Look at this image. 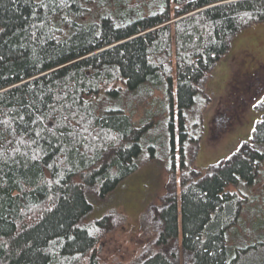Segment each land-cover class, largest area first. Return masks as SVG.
<instances>
[{"label": "trees", "instance_id": "trees-1", "mask_svg": "<svg viewBox=\"0 0 264 264\" xmlns=\"http://www.w3.org/2000/svg\"><path fill=\"white\" fill-rule=\"evenodd\" d=\"M93 4L107 9L83 19ZM260 23L264 0H0V264H80L87 255L84 264H102L94 229L105 218L82 223L92 193L104 197L130 177L147 143L125 96L162 87L181 116L229 37ZM118 92L120 104L111 101ZM262 115L251 145L215 173L183 178L179 198L159 209L160 244L181 228L182 264H264L244 259L264 237H227L241 201L231 188L253 186L264 159ZM171 249L131 264H176Z\"/></svg>", "mask_w": 264, "mask_h": 264}, {"label": "rangeland", "instance_id": "rangeland-1", "mask_svg": "<svg viewBox=\"0 0 264 264\" xmlns=\"http://www.w3.org/2000/svg\"><path fill=\"white\" fill-rule=\"evenodd\" d=\"M102 9L107 8L97 4L87 7L83 19L95 20ZM251 69L256 70L255 76L262 86L258 90H263L264 23L229 37L225 53L199 82L195 103L181 116L177 111L176 96L172 95L168 100L162 87L145 86L147 88L125 96V112L134 127L146 134L147 143L142 144L143 151L136 159L137 170L130 177L104 197H97L95 191L92 193L93 209L82 223L94 227L97 220L105 218L103 225L94 229L97 238L94 254L102 264L136 263L162 247L167 252L175 249L176 264L188 260V254L179 243L180 226L175 241L164 246L160 244L158 212L172 196L179 198L183 178L194 182L215 173L222 163L253 143L254 126L264 114V100L251 103L258 90L255 93L249 91L248 95L244 93L249 87L254 89L253 84L247 83V73ZM111 87L117 85L111 84ZM123 98L124 95L118 92L111 101L120 104L124 102ZM180 119L185 127L181 142ZM145 144L152 146V155L146 151ZM254 181L255 184L248 188H231L242 204L239 202L236 222L227 232L228 243H237L253 234L264 237V159L258 164ZM233 208L225 209V218L218 225L226 222V215L231 214ZM245 254V262L261 260L264 245H256ZM86 257L88 255L80 264L85 263Z\"/></svg>", "mask_w": 264, "mask_h": 264}, {"label": "flooded vegetation", "instance_id": "flooded-vegetation-1", "mask_svg": "<svg viewBox=\"0 0 264 264\" xmlns=\"http://www.w3.org/2000/svg\"><path fill=\"white\" fill-rule=\"evenodd\" d=\"M252 70L253 69L249 70L248 71L249 73H247V75H248L247 83L250 86L253 84L252 86H254V89H249L250 87L249 88L247 87L248 88V92H244L246 95L249 94V91L255 93V91H257L260 87H262L260 82H259V80H258V78L255 76V74L257 73V72H255L256 70H254V71H252ZM254 83H255V85H254ZM262 100H264V89L263 90H258L257 94L255 93L251 103H257V102H260Z\"/></svg>", "mask_w": 264, "mask_h": 264}]
</instances>
